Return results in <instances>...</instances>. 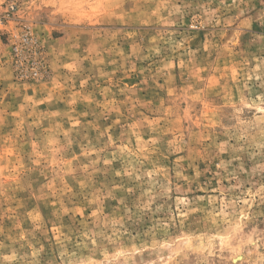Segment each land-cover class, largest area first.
Segmentation results:
<instances>
[{
	"label": "rangeland",
	"instance_id": "rangeland-1",
	"mask_svg": "<svg viewBox=\"0 0 264 264\" xmlns=\"http://www.w3.org/2000/svg\"><path fill=\"white\" fill-rule=\"evenodd\" d=\"M0 264H264V0H0Z\"/></svg>",
	"mask_w": 264,
	"mask_h": 264
}]
</instances>
